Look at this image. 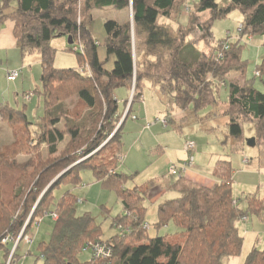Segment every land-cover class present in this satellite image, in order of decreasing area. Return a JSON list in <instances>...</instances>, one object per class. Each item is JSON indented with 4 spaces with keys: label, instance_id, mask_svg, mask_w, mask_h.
I'll use <instances>...</instances> for the list:
<instances>
[{
    "label": "trees",
    "instance_id": "16d2710c",
    "mask_svg": "<svg viewBox=\"0 0 264 264\" xmlns=\"http://www.w3.org/2000/svg\"><path fill=\"white\" fill-rule=\"evenodd\" d=\"M183 1L0 0V24L15 23L22 56H40L42 88L34 92L42 94L45 106L44 116L33 123L25 107L0 104V121L14 127L15 135L18 127L24 128L29 155L21 162L19 150L0 149V249L4 248L5 263L22 233L10 262L18 264L24 236L46 214L55 218L54 227L50 240L39 244L34 264H87L90 243L109 245L111 264H234L232 259L242 255L245 237L240 224L245 216L263 214L264 198L258 193L243 199L234 196L229 159L215 162L211 186L184 174L165 185L164 194L177 195L160 203L155 225L174 223L180 228L175 240L149 235L144 224L150 187H122L127 176L117 172L123 159L124 124L147 86L156 89L168 108L181 111L179 124L174 123L178 130L191 120L224 116L237 149L245 142V123L254 125L256 145L264 144V92L255 85V79L264 76V58L256 69L259 75L250 78L241 44L243 36H264V0H197L187 6L188 24L173 29L169 22H174V13H181ZM107 7L132 8V20L104 22L106 51L115 58L110 69L99 56L91 28L92 10ZM233 9H241L244 16L240 37L236 42L231 36L216 40L214 21ZM163 18L167 20L160 21ZM56 36L71 37L73 44L82 46V51L74 49L80 66L55 65L58 50L51 42ZM85 65L91 74L80 70ZM122 87L132 94L124 102L116 93ZM73 96L78 97L76 105ZM166 119L173 124L172 118ZM15 142L18 145V139ZM84 171L115 188L122 199L124 210L113 221L118 233L109 239L102 238L91 212L78 214L81 199L73 189L81 184ZM9 234L14 240L3 243ZM85 253L88 258L80 260ZM241 264H264V247L252 246Z\"/></svg>",
    "mask_w": 264,
    "mask_h": 264
},
{
    "label": "rangeland",
    "instance_id": "374dc122",
    "mask_svg": "<svg viewBox=\"0 0 264 264\" xmlns=\"http://www.w3.org/2000/svg\"><path fill=\"white\" fill-rule=\"evenodd\" d=\"M196 1H183L181 13H174V22H169L173 29H178L180 24H188L187 6L193 5ZM92 16L91 28L93 36L99 44L100 57L102 60H106V67L110 69L114 66L115 58L113 55L109 57L106 51L107 34L104 22L108 18L121 16V10L104 8L97 9L95 13L92 10ZM122 16L127 20H132L131 8L126 9ZM205 17H208V13H205ZM161 20L165 22L167 19L163 18ZM243 21L244 16L241 9H233L226 17L215 20L213 33L216 40L231 36V41L236 42L240 37L238 28L240 24L243 25ZM3 43L0 38V104H9V106L18 110L25 107L31 122L35 123V121L44 116L45 111L42 94L34 93L35 89L42 88L40 79L42 73L41 62L36 59L40 58V56L38 54L27 55L26 60L29 63L26 62L27 65L25 64L26 68L23 77H20L18 81H9L7 71L10 69V65L20 62L21 59H16L17 56L12 57L13 51L4 49ZM51 43L58 50L55 57V65L57 67L80 66V59L76 51H74L75 44H69L67 36H56ZM241 44L245 45L242 58L248 61V76L253 78L258 65L264 58V36H243ZM71 46L73 50H70ZM201 48L202 50L207 49L204 44H201ZM85 66L81 67L80 70H85ZM255 85L264 92V76L263 78L257 77ZM116 93L117 96L121 97L122 102L131 98L130 96L132 95L129 96V91L124 87L117 89ZM27 94L32 95L31 100L28 99ZM221 96L224 100L226 91L223 90ZM72 99L74 105H76L78 97L73 96ZM143 99L133 104L131 115L124 124L122 134L123 159L120 160L117 172L127 176L122 182V187L133 189L146 184L150 187L149 197L145 200L147 208L145 219L150 224L148 231L151 237L167 235L169 239L175 240L178 236L176 232L180 231V228L174 223H170L165 227H156L155 224L158 221L160 203L177 195L176 192H166L164 194V186L169 180L176 178V175H169L171 164L175 163L181 166L184 160L189 157V153L185 150V144L188 141L195 142L197 147L194 152L195 166L192 168L207 172L213 168L214 160L229 159L232 161L234 168V196L243 199L247 194L258 193L261 198H264V144H257L253 147L248 146L247 139L255 137V127L252 123L244 124L245 142L237 149L232 144V139L229 136L227 130L228 119L226 117L219 116L211 121L205 120L206 122L191 120L184 124L181 131L175 128V124H179L180 113H177V108H168L159 98L155 88L147 86ZM25 104L29 106H25ZM144 104L148 114L147 118L142 116L139 111L145 110ZM121 106V109H123V103H121ZM128 110L129 107L127 106L122 119L126 118ZM132 114L138 115L139 119L137 116L132 118V116H135ZM157 117L162 119L172 117L175 120H173V124L169 123L167 127L160 123L152 127H147L146 124L144 127L146 120L153 122ZM30 127L33 132L36 130V126L33 124ZM17 131L18 134L15 135L14 127H10L6 121H0V149L19 150L17 158L19 161L24 162L29 156L25 146L27 135H25L24 128L22 130V128L18 127ZM15 139H18V145ZM162 141L168 143L167 148H165V144ZM159 144L164 145V147ZM64 146L65 144H62L61 148ZM245 157L249 159L250 163L249 161L247 163L244 162ZM73 191L81 199L77 204L78 214L86 211L91 212L101 226L103 239H109L118 233V228L113 225V221L118 214L123 212L124 206L115 188L97 181L91 171H84L81 184ZM57 195L60 196V194ZM53 218L50 214H46L39 218L38 220L40 221L31 227L27 235L31 237L32 242L26 243L27 241L23 238L17 252V258H21L18 264L35 263L36 257L39 255V244L50 240L54 227L55 218ZM255 219L264 230V210L261 216L250 215V221ZM243 224H240L242 234L244 233ZM260 240L261 244H263L264 232L261 234ZM249 248L250 245L247 240L243 255L234 259L235 264L241 261V258L249 251ZM29 250L32 251V255L27 254ZM87 258L88 254L86 253L80 256L82 261ZM5 261L3 248L0 249V264H6Z\"/></svg>",
    "mask_w": 264,
    "mask_h": 264
},
{
    "label": "crops",
    "instance_id": "0c3cea01",
    "mask_svg": "<svg viewBox=\"0 0 264 264\" xmlns=\"http://www.w3.org/2000/svg\"><path fill=\"white\" fill-rule=\"evenodd\" d=\"M105 9H114V7H107V8H105ZM97 9H94L93 10V13H95V11H96ZM126 11V9L125 10H121V16H119V17H117V18H114V19H117V20H119L120 22H124V21H127V19H125L122 15H123V13ZM14 25H15V23L12 21V20H7V21H5L3 24H0V38H1V41L2 42H4L3 43V48L4 49H6V50H11V51H13V55H12V57L13 56H17V58L16 59H21V61L20 62H17V63H14V64H12V65H10V69H8V71L9 70H13V69H22V73H21V75H20V77H23V75H24V70H25V68H26V66H25V64H26V62H27V60H26V56L25 57H23V56H21L22 55V53L20 54V52H19V48H18V46H17V39L15 38V35H14ZM18 49V50H17ZM99 56H100V53H99ZM101 58V57H100ZM37 60H39L40 62H41V60H40V58H36ZM102 60V59H101ZM27 63H29V62H27ZM31 63V62H30ZM27 65V64H26ZM30 65V64H29ZM20 77H18L15 81H18L19 80V78ZM129 91V90H128ZM34 93H36V92H34ZM27 96H28V99H32V95H28L27 94ZM118 97V99L120 100V101H123L122 99H121V97H119V96H117ZM142 100H144V99H142ZM141 100V101H142ZM143 103H145V102H143ZM25 106H29L28 104H25ZM144 106V108H145V104L143 105ZM134 107V105H132V108ZM133 110V109H132ZM140 111V114L142 115V116H146V118L148 117V114H147V110H146V108H145V110L143 109V110H139ZM177 111V113L179 112L180 114H179V121L181 120V117H182V113H181V111L179 110V109H177L176 110ZM133 115H135V116H137L138 117V119H139V116L138 115H136V114H133ZM172 118V117H171ZM173 120H175L174 118H172ZM176 119H177V117H176ZM148 122H150V121H148V120H146V123H145V125H144V127L146 126V124L148 123ZM159 123V122H158ZM157 123H155V124H153L152 126H154V125H156ZM160 124H162V123H160ZM163 125V124H162ZM151 126V127H152ZM164 126V125H163ZM164 127H167V126H164ZM163 142V141H162ZM160 143H161V141H160ZM164 144H165V148H167L168 147V143H166V142H163ZM160 146H163L164 147V145H162V144H159ZM163 149V148H162ZM164 152V151H163ZM184 160V159H183ZM187 159H185L184 160V162L186 161ZM217 161V159L216 160H214V163H213V165H212V167L215 165V162ZM194 162H195V156H194ZM194 166H195V164H194ZM193 166V167H194ZM211 167V168H212ZM212 171H213V168L210 170H208L207 172H202V171H199L198 169H195V168H190V169H188V170H186V171H184L183 172V174L185 175V176H187L188 178H190V179H192V180H194V181H196V182H199V183H202V184H205V185H208V186H211V185H213L214 184V182H215V178H214V176H213V174H212ZM165 187V186H164ZM165 189V188H164ZM258 221L255 219V220H251L250 221V216L248 217V220L247 221H244V237H245V240H244V247H245V242L248 240V243H249V245H250V248H249V250L251 249V247L252 246H254V245H258L259 247H263L264 246V243L263 244H261V240H260V238H261V234L264 232V230L262 229V227L261 226H259L258 225ZM251 225V228H250V225ZM243 252H244V248H243ZM243 255V254H242ZM241 255V256H242ZM246 255V254H245ZM238 258V257H237ZM234 259L235 258H233L232 259V262L234 263ZM244 259V256L241 258V261H239V263H237V264H241V262H242V260ZM235 264V263H234Z\"/></svg>",
    "mask_w": 264,
    "mask_h": 264
},
{
    "label": "built area",
    "instance_id": "2783aa9c",
    "mask_svg": "<svg viewBox=\"0 0 264 264\" xmlns=\"http://www.w3.org/2000/svg\"><path fill=\"white\" fill-rule=\"evenodd\" d=\"M243 28V25L240 24L238 31L240 32ZM223 46L225 49L229 48V43L228 42H224ZM75 50H81L82 51V46L81 45H75ZM86 69L85 70H81L84 73L87 74H91V70L90 67L87 65L85 66ZM84 67V68H85ZM22 73V69H13V70H9L7 71V78L9 81H15L18 77H20ZM256 75H259V72L256 71L255 72ZM134 118H136V116H133ZM162 123L164 126H168V121L166 118L162 119L160 117H157V119H155L153 122H148L147 123V127L152 126L155 123ZM197 149L195 142L193 141H188L185 144V150L189 153V157L187 158V160L181 165L178 166L175 163L171 164V166L169 167V175H180L182 172L192 168L194 166V152ZM249 161V159L247 157L244 158V162L247 163ZM248 217L245 216L243 218V221H247ZM145 227L149 228L150 224L148 222H146ZM22 236V233L20 234L19 238L15 241V245L14 248L12 250V254L10 256V259L8 260V262L6 264H10L11 262V258L12 255L18 245V242L20 240ZM25 241H27L26 243H31L32 239L29 235H25L24 236ZM13 237L9 234L7 235L4 239H3V243H6L7 241H13ZM91 247V251L92 254L90 255V259H89V263L87 264H111V258L113 256V250L112 248L104 243H90L89 244Z\"/></svg>",
    "mask_w": 264,
    "mask_h": 264
},
{
    "label": "water",
    "instance_id": "95a60500",
    "mask_svg": "<svg viewBox=\"0 0 264 264\" xmlns=\"http://www.w3.org/2000/svg\"><path fill=\"white\" fill-rule=\"evenodd\" d=\"M131 10H132V8H131ZM68 42H69V44L74 43V41L71 37H68ZM247 144L250 147L256 146V137H251V138L247 139Z\"/></svg>",
    "mask_w": 264,
    "mask_h": 264
}]
</instances>
